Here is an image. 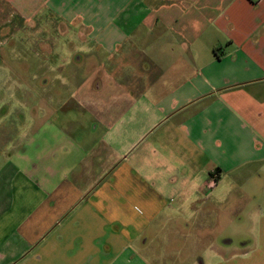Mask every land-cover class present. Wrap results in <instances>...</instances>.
Wrapping results in <instances>:
<instances>
[{
	"label": "crops",
	"instance_id": "1",
	"mask_svg": "<svg viewBox=\"0 0 264 264\" xmlns=\"http://www.w3.org/2000/svg\"><path fill=\"white\" fill-rule=\"evenodd\" d=\"M21 22L29 41L72 29L46 69L96 61L72 83L31 69L0 115L22 137L0 168V247L15 234L35 245L29 264H152L178 233L212 229L228 186L264 214V0H0V50Z\"/></svg>",
	"mask_w": 264,
	"mask_h": 264
},
{
	"label": "rangeland",
	"instance_id": "2",
	"mask_svg": "<svg viewBox=\"0 0 264 264\" xmlns=\"http://www.w3.org/2000/svg\"><path fill=\"white\" fill-rule=\"evenodd\" d=\"M55 26L48 25L43 30L42 24L38 26L41 29L31 30L30 36L35 33L33 35L35 41H29L27 37L28 27L21 22L20 25L18 24L20 40L13 37L12 39L17 41L14 40L15 42L10 43V40H8L3 43L4 48L0 50V115L12 114V105L10 104L12 98L20 97L26 100L28 89L25 82L28 77H32V73L28 72L31 69H35L33 76L35 81L46 78L53 82L61 77L72 83L91 78L92 64L96 61V56L92 57L90 54H79L80 62H75V57H73L69 63L70 65L65 66L61 74L56 73V68L51 70L49 67L47 69L43 67L42 52L44 49L49 51L50 48L55 50L74 48L75 41L68 40V32H72V29L62 31L63 35L58 37L59 33H57L58 30L55 29ZM5 31L6 29L3 30L4 33ZM51 59L53 60V58ZM48 62L49 60H47ZM25 110L26 108H20V111H18L21 115L20 123H23L22 121L26 123L27 114ZM48 110V106H36V112H47ZM10 122H12L10 117H5L4 120H1L0 117V168L6 156L18 148V142L22 139V137H20L21 139L15 137L16 134L13 137H8L9 134L6 135L8 130L10 133L13 132L10 125H8L11 124ZM3 124H7L8 127L3 128ZM2 173H5V170ZM92 176L89 175L90 179H92ZM2 181L4 182L3 179ZM227 188L228 190L221 194V197H223L222 202L218 204L211 200L207 204L209 209L216 210L218 216L217 219L215 214L210 211V214L206 217V229L209 227L212 229L178 233L179 238L176 243H173V248L161 245L153 252L148 253V259L152 264H264V214H259L251 205L245 210H241L244 208L242 205H245L246 202L241 201L235 195L233 186ZM9 204L8 186L6 189V186L0 183V214L8 208ZM134 205H136L135 210L139 212L141 209L139 204L134 203ZM197 219L201 220L202 217H197ZM217 222L222 227L219 229L215 227L216 229H214L213 226ZM17 238L19 236L12 235L9 241L0 247V264H29L26 261L27 256L32 250H35V245L27 244L29 240L26 241L22 237ZM211 243H214L220 250L210 248ZM148 246L142 251H151L156 243L153 241ZM150 247L152 248L150 249ZM226 258L227 261L224 262Z\"/></svg>",
	"mask_w": 264,
	"mask_h": 264
},
{
	"label": "trees",
	"instance_id": "3",
	"mask_svg": "<svg viewBox=\"0 0 264 264\" xmlns=\"http://www.w3.org/2000/svg\"><path fill=\"white\" fill-rule=\"evenodd\" d=\"M217 171V170H216Z\"/></svg>",
	"mask_w": 264,
	"mask_h": 264
}]
</instances>
